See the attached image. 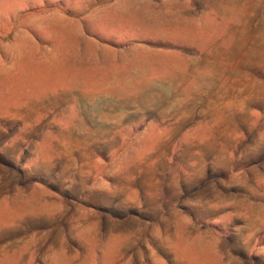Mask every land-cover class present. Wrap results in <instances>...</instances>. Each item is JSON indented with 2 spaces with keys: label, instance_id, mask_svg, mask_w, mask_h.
<instances>
[{
  "label": "rangeland",
  "instance_id": "374dc122",
  "mask_svg": "<svg viewBox=\"0 0 264 264\" xmlns=\"http://www.w3.org/2000/svg\"><path fill=\"white\" fill-rule=\"evenodd\" d=\"M0 4V264H262L264 0Z\"/></svg>",
  "mask_w": 264,
  "mask_h": 264
},
{
  "label": "crops",
  "instance_id": "0c3cea01",
  "mask_svg": "<svg viewBox=\"0 0 264 264\" xmlns=\"http://www.w3.org/2000/svg\"><path fill=\"white\" fill-rule=\"evenodd\" d=\"M4 5L0 4V18L5 17L4 11H3ZM11 17V16H10ZM9 17V18H10ZM95 85H84L82 87H77L79 89H85L87 90L86 92H83V95H86L88 97L93 96L94 92H91L90 89H93ZM68 89V87H66ZM264 211H261V213ZM257 214L258 216L264 215V214ZM136 223L141 222V220L136 219ZM264 221V219L260 218V222ZM259 228L256 229L258 234L256 235V243L259 242V246L256 248L258 258L261 260L262 264H264V223H260L258 226ZM257 228V227H256ZM129 228L127 227L125 229V238L126 242L124 245H121V243H117L118 240L122 241L120 231L118 233L117 228L115 230H112V233L110 236L114 237L113 239V246L115 248H137V247H143L139 246L140 245V240H138V236L140 234H143V228L141 227L140 224H137L132 227L131 231L128 230ZM130 234V237H126V234ZM146 232V230H144ZM128 241V242H127ZM173 244V247L177 248L178 243L176 241H173L170 239ZM144 247L148 248V243L146 242V245ZM163 247V246H162ZM229 239L226 237L218 236L215 233H208L206 232L205 234H196L194 233L193 236L190 237L189 243H188V252L186 253V256H178L177 255V250L176 253L173 251H170V253L173 256H170L169 259H166V257L162 254H155V255H150V263L151 264H180V260L182 258L184 259L183 263L184 264H243L239 262L237 257H233L230 259L229 257ZM129 253H133L132 250L129 251ZM177 256H176V255ZM142 254L140 253L138 255V259L142 260ZM137 257V256H136ZM219 258V260H218ZM134 255H128L126 257L125 264L128 262L133 261ZM180 259V260H179ZM186 259V261H185ZM182 263V264H183Z\"/></svg>",
  "mask_w": 264,
  "mask_h": 264
},
{
  "label": "bare ground",
  "instance_id": "6f19581e",
  "mask_svg": "<svg viewBox=\"0 0 264 264\" xmlns=\"http://www.w3.org/2000/svg\"><path fill=\"white\" fill-rule=\"evenodd\" d=\"M262 138H264V137H262Z\"/></svg>",
  "mask_w": 264,
  "mask_h": 264
}]
</instances>
